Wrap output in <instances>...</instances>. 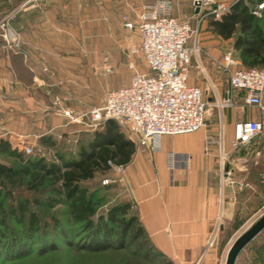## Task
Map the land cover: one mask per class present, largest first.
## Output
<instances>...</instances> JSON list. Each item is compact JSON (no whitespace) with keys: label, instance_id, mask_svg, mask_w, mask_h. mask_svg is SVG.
I'll use <instances>...</instances> for the list:
<instances>
[{"label":"crops","instance_id":"obj_1","mask_svg":"<svg viewBox=\"0 0 264 264\" xmlns=\"http://www.w3.org/2000/svg\"><path fill=\"white\" fill-rule=\"evenodd\" d=\"M40 6L41 11L27 8L31 10L27 16L21 12L25 9L17 10L14 18L19 28V47L6 46L0 37V136L4 129L26 137L39 129L60 127L63 118L53 115L50 104L55 88L60 94L74 95L65 105L78 109L85 99L78 84L87 85L89 81L87 88L93 86L82 74L84 68L88 69L81 64L82 47L77 42L69 43L65 33L50 31L51 5L44 2ZM222 52L210 51L213 55ZM201 56L204 70L193 57L190 66L195 65L198 75L192 77L190 68L189 83L203 87L209 80L224 82L226 76L203 53ZM141 69L147 70L145 66ZM199 74L206 83H199ZM129 77L127 73L113 75L108 89L128 84ZM217 88L222 94V87ZM235 106L238 109L234 113L223 112V138L225 134L229 137L228 144L222 138L230 169L227 181H222L220 169V123L207 124L191 133L164 135L156 149L136 145L131 160L123 166L125 196L135 203L151 243L174 264H224L233 242L264 213V184L260 182L264 137L237 148L231 144L234 122L257 119L258 112L241 101ZM213 112L219 122L217 110ZM207 139L212 142L206 144ZM168 151L191 157L186 166L178 165L171 174L166 166ZM111 173L116 176L112 169ZM263 231L246 244L234 264L242 258H246V264H253L257 256L253 247H259L258 237ZM210 238L213 244L206 249Z\"/></svg>","mask_w":264,"mask_h":264},{"label":"trees","instance_id":"obj_2","mask_svg":"<svg viewBox=\"0 0 264 264\" xmlns=\"http://www.w3.org/2000/svg\"><path fill=\"white\" fill-rule=\"evenodd\" d=\"M261 1L231 0L219 19L208 18L211 31L231 43L233 55L244 68L264 69V8L260 16L253 13ZM102 103L103 99L97 105ZM39 143L55 145L50 135L40 136ZM135 148L112 119L95 128L73 156L59 154L58 162L24 156L1 137L0 258L42 255L63 244L88 253L126 251L157 264H174L151 243L135 203L125 196L123 184L111 173L108 162L124 166ZM3 156L13 162H5ZM107 177L115 180L103 183ZM93 180L96 184L89 185ZM20 191L30 194L21 196ZM57 205L67 207L68 217L54 214L50 223H42L37 207ZM11 220L23 229L16 230Z\"/></svg>","mask_w":264,"mask_h":264},{"label":"built area","instance_id":"obj_3","mask_svg":"<svg viewBox=\"0 0 264 264\" xmlns=\"http://www.w3.org/2000/svg\"><path fill=\"white\" fill-rule=\"evenodd\" d=\"M36 0H25L20 8ZM231 0H191L192 13L188 17L174 13L173 0H154L144 3L131 17L121 16V24L127 30H135L138 40L128 45L125 56L130 71L129 82L104 92L103 103L72 109L65 105L74 97L71 94L52 97L53 111L67 123L84 124L90 129L97 128L108 119L114 120L124 131L127 139L138 146L158 148L164 135L184 134L207 126L217 110L220 128V166L222 181L230 177L223 144V109L235 106L239 101L258 112L257 119L238 120L233 124L231 144L237 148L250 143L255 138L264 137V69L244 68L233 55L232 49L220 55H213L200 48L195 40L191 43L193 29L190 19L202 20L206 16L219 19L229 8ZM264 0L253 11L260 16ZM197 9V12L195 11ZM10 17L0 18V37L10 48L20 45L18 32L11 26ZM203 53L211 65L226 76L224 82L209 80L205 86L189 83L191 61L196 58L198 66L204 70L199 54ZM147 68L143 71L137 59ZM113 73L112 66L105 65L101 76ZM218 86L222 87L219 94ZM211 97V100H208ZM210 139L206 144H210ZM190 154L173 151L166 153V166L171 172L178 166H186ZM123 182L122 165L108 162ZM227 167V168H226ZM226 168V169H225ZM115 178H104L103 183ZM264 184V171L260 174ZM213 244L210 238L206 249Z\"/></svg>","mask_w":264,"mask_h":264},{"label":"rangeland","instance_id":"obj_4","mask_svg":"<svg viewBox=\"0 0 264 264\" xmlns=\"http://www.w3.org/2000/svg\"><path fill=\"white\" fill-rule=\"evenodd\" d=\"M24 1L25 0H0V18L11 16L10 24L17 32L19 28L14 17ZM152 1L154 0H36L22 7L21 9L25 10L21 12L27 16L29 14L27 12L31 10L41 11L40 4L42 5L44 2H48V4L51 5V14H53L52 27L50 26L49 30L65 33L69 43L72 41L77 42L78 47L79 45L82 47L81 64L86 65L89 69L85 70L84 68L83 72L88 75L87 78L93 86L90 87V89L87 88L89 81H87V85L78 84L80 93L85 97L81 102L82 105L78 106V109H81L83 107L97 105L102 101L104 92L110 88L108 80L113 75L130 74L126 66L125 51L129 44L138 40V34L135 30H127L122 26L121 16L123 14H129L133 17L134 13L138 11L142 4ZM173 1L176 15L188 17L192 13L191 0ZM27 8H31V10ZM40 14H42V12H40ZM208 18L209 16L202 18V20L190 19L191 28L194 30L191 35V43L196 40L202 50L211 51L213 53L231 50L232 46L229 41L219 39L211 31L208 25ZM22 22L23 21H21V23ZM74 35H77L78 39L73 38ZM201 55L202 53H200V56ZM136 59L139 66L143 68L144 64L142 60L140 58ZM105 65L112 66L113 73L108 76H101L100 70ZM190 68L191 76L196 77L198 75L197 68L195 65H192V67L190 66ZM209 76L213 79V75L210 74V72ZM199 81H201L199 83H206L207 80L204 76L199 74ZM91 88H93V90H91ZM56 89L57 88L54 90L57 91L55 95H63L58 93ZM44 95L49 97L47 94ZM211 99V97H208V100ZM50 104L51 111L53 115L56 116L53 111L52 101ZM237 109L238 107L236 106L227 107L223 109V112L230 115ZM213 123H215V125L219 123L215 116H212L207 124L211 125ZM1 127L2 126H0V131H2ZM92 132L93 129H90L84 124L67 123L63 118L61 126L53 130L44 131L39 129L35 134H31L30 136L19 137L11 131L4 129L0 138L3 137L8 139L12 147L24 156L42 157L47 161L58 162L59 154L73 156L78 146L84 143L91 136ZM42 135H50L55 141V145L50 146L39 143V138ZM223 139L224 143L228 144L229 137L226 134ZM1 158L5 162H13L11 158L5 156ZM95 182L96 181L93 180L89 185H95ZM101 192L102 191H100V193ZM20 194L23 196L30 193L20 191ZM106 200L109 201V197ZM37 212L42 223H50V217L54 214L63 219L68 217L67 207L65 205H57L54 208L40 206L37 207ZM10 224L16 230H19V232L23 229V226L18 224L17 221L11 220ZM67 226L72 230L77 229V226L71 224ZM258 238H260L258 243L259 247L256 245V247H253V250L257 252V258H254L255 260L257 259V261L255 262L254 260L253 264H264V247L261 245L264 244V231L260 233ZM2 252V249H0V253ZM259 252H261V254H259ZM245 260L246 258L239 259L237 264H246ZM0 264H157V262L144 259L139 255L131 254L126 251L88 253L70 249L60 244L57 250L42 255L33 253L20 258L2 257L0 258Z\"/></svg>","mask_w":264,"mask_h":264},{"label":"water","instance_id":"obj_5","mask_svg":"<svg viewBox=\"0 0 264 264\" xmlns=\"http://www.w3.org/2000/svg\"><path fill=\"white\" fill-rule=\"evenodd\" d=\"M197 12V9L195 10ZM264 228V213L245 232H243L230 246L225 263L234 264L240 251Z\"/></svg>","mask_w":264,"mask_h":264}]
</instances>
